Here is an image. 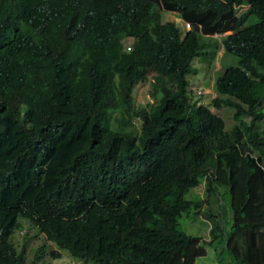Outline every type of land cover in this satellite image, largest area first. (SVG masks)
Here are the masks:
<instances>
[{
  "label": "trees",
  "instance_id": "obj_1",
  "mask_svg": "<svg viewBox=\"0 0 264 264\" xmlns=\"http://www.w3.org/2000/svg\"><path fill=\"white\" fill-rule=\"evenodd\" d=\"M214 35L238 64L217 69L208 108L190 102L187 75ZM147 80L152 101L136 105L134 87ZM132 114L137 136L122 127ZM77 171L82 203L115 208L125 229L114 226L116 254L99 252L97 236L89 252L50 230L74 258L193 264L217 240L237 264H264V0H0V264H37L43 247L29 262L26 245L10 242L20 209L58 202ZM202 179L207 199H186ZM201 207L209 241L178 226Z\"/></svg>",
  "mask_w": 264,
  "mask_h": 264
},
{
  "label": "rangeland",
  "instance_id": "obj_2",
  "mask_svg": "<svg viewBox=\"0 0 264 264\" xmlns=\"http://www.w3.org/2000/svg\"><path fill=\"white\" fill-rule=\"evenodd\" d=\"M245 8H238L237 14H240ZM162 19L163 21L174 22L180 28V31L184 32L182 21L173 13L163 12ZM219 37V35H214L211 38L213 39L212 41L209 39L204 41V45L198 55L191 62L194 69L187 75L188 90L191 96L190 102L200 100V104L208 108H211L210 101L214 96L212 86L213 80L218 73L217 69L219 67L225 69L238 64V59L235 56L224 54L222 49L218 48L219 46L221 47ZM214 40H216V43H214ZM199 42L202 43V40L200 39ZM129 43L130 40H127V45ZM215 47L218 49L213 54ZM203 53H206V55H202ZM151 78L152 76L149 77L150 80ZM198 90L201 91L200 94L196 93ZM151 91L149 80L135 86L133 91L134 103L140 105L151 102ZM157 96L159 97L160 94ZM219 115L223 118L227 128L232 126L234 121L231 113L224 108L219 112ZM127 120L129 124L122 125L124 131H129L137 136L141 129L140 119L132 114ZM86 184L87 179L84 174L77 171L75 184L67 189L68 193L63 194L58 202H51L44 210L36 215H30L25 208L20 209L24 217L22 219L19 217L21 225L12 234L10 242L18 251L24 244L26 245L27 259L29 262L32 261L36 250L43 247L40 255L41 258L37 261V264H93L85 263L83 260L74 258L66 251L59 249L51 240L52 231L50 230L55 231L59 237L67 240L76 236L78 240L77 248H86L89 252L94 251L92 242L94 237L97 236L99 237V252L107 254L117 253L120 243L114 238V226L119 225V229H123L124 224L118 220L119 218L115 214V208L108 209L98 206L95 203L88 205L82 203L81 197L85 202L87 201ZM223 189L224 193H226L227 189ZM186 199L191 201H205L207 199L204 179L200 180L198 186L189 190ZM219 203L224 227L226 230H229L232 226L229 201L223 196L219 200ZM212 204H215V200H213ZM203 209V207L199 209L193 208L191 210L192 215L183 214L178 221V226L186 234L209 241L211 239L209 232L210 224L202 216L205 210ZM105 216L110 218L109 222H105ZM28 219L32 220L29 222ZM24 237L27 238L24 239ZM217 242L216 240L214 247L206 245V256L200 257L193 264H237L233 258L228 256L226 250L223 251L220 248ZM52 252L60 253V257H52Z\"/></svg>",
  "mask_w": 264,
  "mask_h": 264
},
{
  "label": "clouds",
  "instance_id": "obj_3",
  "mask_svg": "<svg viewBox=\"0 0 264 264\" xmlns=\"http://www.w3.org/2000/svg\"><path fill=\"white\" fill-rule=\"evenodd\" d=\"M178 18H179V17H178ZM185 26H187V27H188V24H186ZM126 49L128 50V49H129V47H127ZM196 93H197V94H200V93H201V91H199V90H198ZM199 103H200V102H199Z\"/></svg>",
  "mask_w": 264,
  "mask_h": 264
}]
</instances>
